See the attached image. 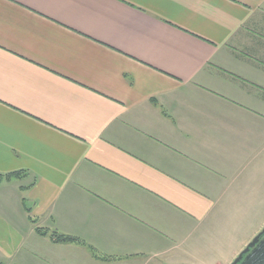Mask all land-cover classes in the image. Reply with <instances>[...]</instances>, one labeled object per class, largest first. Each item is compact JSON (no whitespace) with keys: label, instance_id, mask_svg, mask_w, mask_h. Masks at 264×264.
<instances>
[{"label":"crops","instance_id":"1","mask_svg":"<svg viewBox=\"0 0 264 264\" xmlns=\"http://www.w3.org/2000/svg\"><path fill=\"white\" fill-rule=\"evenodd\" d=\"M12 173L0 264H231L264 226V0H0Z\"/></svg>","mask_w":264,"mask_h":264},{"label":"water","instance_id":"2","mask_svg":"<svg viewBox=\"0 0 264 264\" xmlns=\"http://www.w3.org/2000/svg\"><path fill=\"white\" fill-rule=\"evenodd\" d=\"M231 264H264V227Z\"/></svg>","mask_w":264,"mask_h":264},{"label":"trees","instance_id":"3","mask_svg":"<svg viewBox=\"0 0 264 264\" xmlns=\"http://www.w3.org/2000/svg\"><path fill=\"white\" fill-rule=\"evenodd\" d=\"M18 173H12V174H9V175H5V176H2L0 175V181L1 179L4 177V178H10L11 176H17ZM34 222V221H32ZM37 233L40 234V235H46L47 234V231H43L42 229H36ZM51 239L55 242V243H75L77 242L74 238H69V237H64L62 235H58L57 233L53 232L51 234Z\"/></svg>","mask_w":264,"mask_h":264},{"label":"rangeland","instance_id":"4","mask_svg":"<svg viewBox=\"0 0 264 264\" xmlns=\"http://www.w3.org/2000/svg\"><path fill=\"white\" fill-rule=\"evenodd\" d=\"M263 227H264V226H263ZM262 229H263V228H262ZM241 239H243V238H240V239H238V240H241ZM252 239H253V238H252ZM252 239H251V240H252ZM239 242H240V241H238V243H239ZM244 248H245V247H244ZM244 248H243V249H244ZM236 249H238V248L236 247ZM243 249H242V250H243ZM242 250H241V251H242ZM241 251H240V252H241ZM238 254H239V253H238ZM238 254L236 255V257L238 256ZM225 256H226V254L223 255V257H225ZM236 257H235V258H236ZM235 258H234V259H235ZM234 259H233V260H234ZM232 262H233V261H232Z\"/></svg>","mask_w":264,"mask_h":264}]
</instances>
